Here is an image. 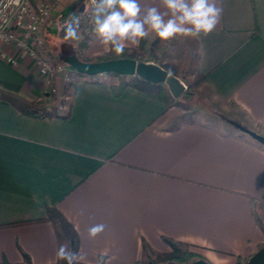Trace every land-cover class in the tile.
I'll return each instance as SVG.
<instances>
[{"label":"crops","instance_id":"0c3cea01","mask_svg":"<svg viewBox=\"0 0 264 264\" xmlns=\"http://www.w3.org/2000/svg\"><path fill=\"white\" fill-rule=\"evenodd\" d=\"M214 2L222 14L210 34L147 37L179 79L202 76L198 91L212 108L193 116L156 88L115 91L117 78L104 74H76L66 114L24 113L39 102L51 110V87L61 82L48 85L30 55L0 42V264H22L24 254L33 264L57 261L48 208L74 226L77 260L87 264H135L144 241L171 252L164 238L210 264H238L264 246V145L234 125L264 136V0ZM88 3L55 10L45 36L51 29L63 43L59 16ZM139 3L141 16L166 11L161 0ZM109 51L91 36L89 56Z\"/></svg>","mask_w":264,"mask_h":264},{"label":"clouds","instance_id":"9594fccd","mask_svg":"<svg viewBox=\"0 0 264 264\" xmlns=\"http://www.w3.org/2000/svg\"><path fill=\"white\" fill-rule=\"evenodd\" d=\"M161 3L166 11L161 12L157 7H150L141 16L139 0H92V33L101 44L120 56L128 43L137 45L150 32L162 41L178 36H206L215 29L222 14V8L217 7L214 0H161ZM79 27L78 17L74 16L65 21L64 40H81ZM104 230V224H96L89 228L88 234L94 238ZM55 257L57 261H64L65 264H76L78 259L77 252L68 244H61ZM99 264H105L103 257Z\"/></svg>","mask_w":264,"mask_h":264},{"label":"trees","instance_id":"16d2710c","mask_svg":"<svg viewBox=\"0 0 264 264\" xmlns=\"http://www.w3.org/2000/svg\"><path fill=\"white\" fill-rule=\"evenodd\" d=\"M82 8H83L82 4H78L71 12L64 13L59 16V26H60L61 38L64 39L63 28H64L65 21L71 20L77 13L82 11ZM89 41H90V38L85 34V29H84L83 39L80 42V46L83 48H87L89 45ZM147 44H148V38L146 37L145 39H142L141 44L137 48H126L124 53L120 56H117L113 52L109 51V53H107L105 57H100L98 61L118 59V58H132V59L139 61V56L142 54L144 50H146ZM153 48L154 46L150 47V50H151L150 53H151L153 60L159 65H161L163 68L168 70L170 73H172L173 75L179 78L178 70L171 64L170 65L173 68H171L167 62H164L163 60L162 62L161 59L158 58L156 54L153 52L154 50ZM74 54L77 55L83 61L91 62V60L81 57L78 51L74 52ZM104 75L117 77L118 83L113 85V88L115 89V91L119 92L123 90L125 87H135V88H139L143 90L156 88L159 91L163 92V94L167 97V99H169V101L176 99L173 96L167 84H157V85L151 84L149 82L142 80L141 78L137 76L121 77L113 73H106ZM201 78L202 76L200 77V80ZM22 108H23L24 113H29V114L32 113L40 117H53V116L58 115V113L51 111V110L39 111L38 109L35 108L34 105L32 106V105L26 104V105H22ZM46 220L53 223L56 234H57L59 246L61 244H68L70 248L76 251L78 254V251L80 248L79 235L76 229L74 228V226L64 217V215L55 208H48ZM164 239L171 246L172 248L171 252H168V253L156 252L149 245V243L144 241L142 258L135 264H168L169 261L177 262L180 264H187L197 259H205V257L202 254L192 250L188 244L177 242L170 238H164ZM247 259L240 261L238 264L245 263ZM100 260L96 264H99ZM4 264H9V263H4ZM22 264H33L29 255L24 254V263ZM49 264H65V262L56 261L54 263H49ZM76 264H87V263H83L77 260Z\"/></svg>","mask_w":264,"mask_h":264},{"label":"built area","instance_id":"2783aa9c","mask_svg":"<svg viewBox=\"0 0 264 264\" xmlns=\"http://www.w3.org/2000/svg\"><path fill=\"white\" fill-rule=\"evenodd\" d=\"M86 0H0V42L10 44L19 52L30 55L44 75L51 78L65 73L70 67L65 61L58 60L47 45L45 28L50 24L55 10L68 3ZM94 6L92 0L77 13L79 23L83 25L85 34L90 38ZM0 48V54L4 55ZM9 62L15 63L16 56H7ZM56 91V89H54Z\"/></svg>","mask_w":264,"mask_h":264},{"label":"rangeland","instance_id":"374dc122","mask_svg":"<svg viewBox=\"0 0 264 264\" xmlns=\"http://www.w3.org/2000/svg\"><path fill=\"white\" fill-rule=\"evenodd\" d=\"M79 32L81 33L83 39V32H84L83 25H80ZM49 36H51V38L46 36V41H47V45L49 46L50 53L52 52L51 53L52 57L54 54V56L56 55L57 57L56 56L55 57L61 61H64V56L74 54V52L76 51H78L81 57L87 58L91 61H98L100 57H105L107 55L105 54L99 57L89 56L86 52L87 48H83L80 46V42L82 39L79 41H65L63 39L64 40V41L62 40L63 43L58 44L56 40L52 39L53 32L51 31V29ZM159 40L160 39H158V42L156 43L159 42L162 43ZM150 52H151L150 48L147 47L146 50H144L142 54L139 56V61L156 63L153 60ZM153 52L156 54L158 58L161 59V61L163 60L164 62H166L165 59H163V57H161L158 54V47L155 48ZM167 63L170 65L169 62ZM170 67L173 68L171 65ZM70 68L72 67L70 66L67 69V72L71 71ZM76 74L78 73L75 70L69 73V77H70L69 79H67L65 73H61L60 75L55 76L56 79L58 78L60 80L61 86L60 87L58 86V89L56 91H54L53 90L54 88L51 87V92L47 99L48 100L47 104L49 105L48 107H52L51 111H54L56 113H64V114L68 113L71 104V85L76 77ZM45 77L48 82V85L52 86L54 82V78H51L52 81H50L49 77H47L46 75ZM180 77L182 83L187 87V90L178 100L176 99L172 100L174 106L180 108L181 111L183 112L185 111L184 113L185 116H193L198 112H208V110L212 108V104L211 102L206 100L203 96H201V94L198 91V83L200 81V77L199 76L191 77L185 73L181 74ZM116 83H118V79L116 80ZM34 106L39 111L47 110L46 108H44L45 105L42 104L41 102L37 103V105Z\"/></svg>","mask_w":264,"mask_h":264},{"label":"water","instance_id":"95a60500","mask_svg":"<svg viewBox=\"0 0 264 264\" xmlns=\"http://www.w3.org/2000/svg\"><path fill=\"white\" fill-rule=\"evenodd\" d=\"M64 61L70 65L77 73L87 76H97L106 73H113L121 77L137 76L151 84H167L173 96L179 99L187 90L182 81L154 62L137 61L132 58H118L103 61L86 62L77 55L71 54L64 56ZM234 125L256 139L264 145V136L247 128L244 125L234 123ZM168 264H180L169 262ZM187 264H210L206 259H197ZM243 264H264V246L252 254Z\"/></svg>","mask_w":264,"mask_h":264}]
</instances>
